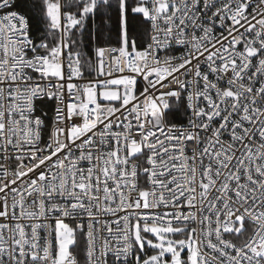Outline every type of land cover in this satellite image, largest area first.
Wrapping results in <instances>:
<instances>
[{
    "label": "snow or ice",
    "instance_id": "obj_1",
    "mask_svg": "<svg viewBox=\"0 0 264 264\" xmlns=\"http://www.w3.org/2000/svg\"><path fill=\"white\" fill-rule=\"evenodd\" d=\"M0 264H264V0H0Z\"/></svg>",
    "mask_w": 264,
    "mask_h": 264
}]
</instances>
